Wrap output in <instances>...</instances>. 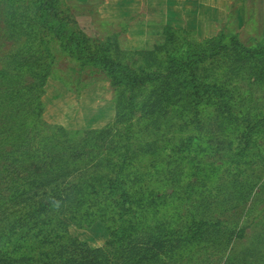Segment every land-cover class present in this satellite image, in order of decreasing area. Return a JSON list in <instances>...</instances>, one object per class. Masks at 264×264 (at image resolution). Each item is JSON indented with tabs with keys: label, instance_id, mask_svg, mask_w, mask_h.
<instances>
[{
	"label": "trees",
	"instance_id": "obj_1",
	"mask_svg": "<svg viewBox=\"0 0 264 264\" xmlns=\"http://www.w3.org/2000/svg\"><path fill=\"white\" fill-rule=\"evenodd\" d=\"M3 3L6 35L25 41L0 69V264H211L205 253L221 247L222 264H245L231 247L245 228L222 216L231 201L254 192L235 172L264 161V115L240 122L242 101L216 72L238 75L241 60L264 63V39L249 48L223 30L194 42L186 30L166 26L164 44L126 53L112 39L94 43L57 0ZM51 38L82 66L106 73L117 92L113 122L80 132L44 120ZM205 108L218 119L216 130ZM176 117L196 134L169 148L168 131L157 132L172 129ZM237 123L245 125L243 147L226 134ZM207 133L236 146L240 159L198 195L185 162H194ZM94 221L107 232L102 247L69 233L73 224ZM27 240L36 247L21 252Z\"/></svg>",
	"mask_w": 264,
	"mask_h": 264
},
{
	"label": "rangeland",
	"instance_id": "obj_2",
	"mask_svg": "<svg viewBox=\"0 0 264 264\" xmlns=\"http://www.w3.org/2000/svg\"><path fill=\"white\" fill-rule=\"evenodd\" d=\"M104 2L105 0H57V7L72 14L80 29L98 45L106 42L107 39H112L121 50L134 53L164 44L166 26L147 20L145 13L127 19L107 16L104 13L107 9ZM12 6L16 7V4L9 8L10 11L15 12L16 8L12 9ZM258 13V7L255 4L249 11V22L244 28L241 29L231 23V26L225 27L224 32L236 33L241 42L249 48L256 46L264 39ZM232 19H236V15ZM7 21L6 7L3 3L0 5V69L4 70L6 68H3L2 61L6 59V55L25 41L23 36L16 38L6 35ZM179 34L184 36L183 32ZM185 37L194 42L205 40L195 34L185 35ZM49 47L55 56V64L52 68V76L45 87L46 93L42 98L46 107L44 120L50 124L63 125L68 130L80 132L89 128H103L113 122L117 115V92L106 73L94 67L82 66L74 57L62 50L60 42L56 39H49ZM241 61L246 63L241 64V67L236 62L240 74L226 76L225 71L219 69L216 75L228 83V88L234 91L237 100L242 101L243 105L239 104L237 110L240 122L246 119L255 121L264 115V63L257 59ZM212 112L211 108L204 109V114H209L208 118L212 119V129L216 130L215 122H218V119L213 117ZM186 122L187 124L176 117L173 120L172 129L164 130L163 127L157 134L160 132L162 135L168 131L166 136L170 143L168 146L172 148V144H178L196 134L194 127L188 120ZM244 126L243 123L242 126L239 123L225 126L226 134L229 137L238 138ZM209 137L208 133L206 136H200L202 144L199 150L194 152L196 156L194 162H185L190 179L188 182L196 185L198 195L200 189L204 191L212 186L225 169L233 167L240 159V155L236 153V146L223 144L224 141L220 136H212L213 138L210 139ZM242 142L240 137L239 144L243 147ZM195 169L198 170V175L192 176ZM237 170L235 173L241 178L242 184H248V180L255 189L248 199L242 197L239 201H231L233 208L230 212H226L222 219L234 221L240 225V229L242 227L246 231L243 239H236L231 245L234 256L244 260L245 264H264V161L253 164L241 163ZM226 204L223 203V205ZM218 211L216 208L215 211L212 210L213 218L219 216ZM159 219H163V216ZM69 233L81 241L88 242L92 247H102L107 240V232L100 221L83 226L73 224L69 228ZM30 245L36 247L33 241L27 240L20 251H30L27 248ZM224 252V247L218 251L208 249L205 255L211 259V264H222Z\"/></svg>",
	"mask_w": 264,
	"mask_h": 264
},
{
	"label": "crops",
	"instance_id": "obj_3",
	"mask_svg": "<svg viewBox=\"0 0 264 264\" xmlns=\"http://www.w3.org/2000/svg\"><path fill=\"white\" fill-rule=\"evenodd\" d=\"M105 4L107 16L127 19L145 13L147 20L186 30L201 39L218 35L231 23L244 28L251 7L257 4L264 36V0H105ZM234 15L236 19L231 20Z\"/></svg>",
	"mask_w": 264,
	"mask_h": 264
}]
</instances>
